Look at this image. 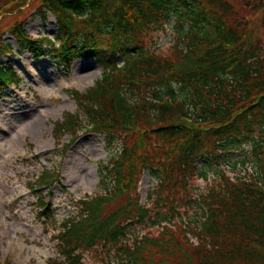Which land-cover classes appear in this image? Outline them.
Instances as JSON below:
<instances>
[{
	"label": "trees",
	"instance_id": "16d2710c",
	"mask_svg": "<svg viewBox=\"0 0 264 264\" xmlns=\"http://www.w3.org/2000/svg\"><path fill=\"white\" fill-rule=\"evenodd\" d=\"M37 2V12L55 14L59 34L33 39L13 24L21 47L37 57L46 44L61 58L65 46L102 65L92 87L69 91L77 110L55 123L54 138L75 139L86 124L114 151L98 166L99 191L78 199L60 226L49 216L52 262L90 264L85 254L93 253L92 264H264V0ZM25 4L0 0V14ZM170 19L169 54L151 52L147 41ZM18 82L0 67V95ZM251 138L249 151L224 155ZM144 171L155 183L142 203ZM209 175L195 193L194 181ZM59 177L43 169L31 190Z\"/></svg>",
	"mask_w": 264,
	"mask_h": 264
},
{
	"label": "rangeland",
	"instance_id": "374dc122",
	"mask_svg": "<svg viewBox=\"0 0 264 264\" xmlns=\"http://www.w3.org/2000/svg\"><path fill=\"white\" fill-rule=\"evenodd\" d=\"M36 5L37 0H26L20 11L9 8L10 12L0 14V34L11 44L10 54L1 55V61L21 79L18 87H10L0 96V264L56 263L54 241L37 215L38 200L28 186L40 167L60 171L61 181L53 186L46 200L53 204L55 215L62 218L74 211L70 204L75 199L97 191V164L110 157L100 134L80 133V138L64 153L52 138L53 123L59 122L65 112L76 110L68 91L84 92L100 78L101 67L93 58H76L66 66L58 63L48 48L38 58L20 48L9 34L13 24L22 23L33 37L53 38L58 33L55 17L48 12L42 18L34 12ZM171 26L172 21L166 25L165 32L153 33L147 41L150 51L168 54L172 46ZM69 139L65 135L61 143L66 144ZM254 141V138L245 139L239 152L231 154L225 150V155L242 154ZM246 161L245 165H249L250 158ZM212 179L209 175L207 181L195 180L193 191L206 190ZM153 182L145 172L139 190L142 200ZM85 260L92 264L98 257L88 253Z\"/></svg>",
	"mask_w": 264,
	"mask_h": 264
}]
</instances>
